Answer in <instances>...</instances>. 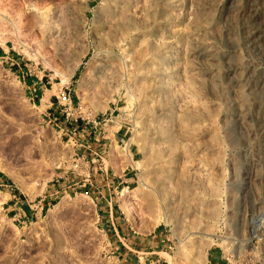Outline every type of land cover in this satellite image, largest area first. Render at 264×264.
I'll use <instances>...</instances> for the list:
<instances>
[{
    "label": "rangeland",
    "instance_id": "374dc122",
    "mask_svg": "<svg viewBox=\"0 0 264 264\" xmlns=\"http://www.w3.org/2000/svg\"><path fill=\"white\" fill-rule=\"evenodd\" d=\"M0 150V264H264V0H0Z\"/></svg>",
    "mask_w": 264,
    "mask_h": 264
},
{
    "label": "crops",
    "instance_id": "0c3cea01",
    "mask_svg": "<svg viewBox=\"0 0 264 264\" xmlns=\"http://www.w3.org/2000/svg\"><path fill=\"white\" fill-rule=\"evenodd\" d=\"M99 145L97 144V146H99ZM95 147H96V145H95ZM0 186H3V180L1 178H0ZM107 212H108L107 215L110 218L109 210ZM109 221H110V219H109ZM110 222L111 223H109V224L115 223V225H116V221L114 219L111 220ZM122 240H125V242L124 243L120 242L121 239H119L118 242L120 243L119 247H124L123 249H119L123 252L125 251L123 254L124 264H134L135 258L138 257L136 255V253H138V254L142 253V254H145L147 256L146 258H144V262L146 264H162L164 262L160 256L162 251L161 252L158 251L160 248V245L156 244V246H155L154 241L147 242L146 240L137 239V238L131 236V234H126V233L123 234Z\"/></svg>",
    "mask_w": 264,
    "mask_h": 264
},
{
    "label": "built area",
    "instance_id": "2783aa9c",
    "mask_svg": "<svg viewBox=\"0 0 264 264\" xmlns=\"http://www.w3.org/2000/svg\"><path fill=\"white\" fill-rule=\"evenodd\" d=\"M56 99L58 101V107L56 110H54V116L48 118L56 128H59L64 132V130L67 128L65 124H72L73 121L78 122V118L75 116V109L69 88L62 89L59 95L56 96ZM62 118L64 121H62ZM84 136L85 134L82 135V137ZM101 149H103L102 144L99 145L97 152L101 151ZM95 155H97L96 152Z\"/></svg>",
    "mask_w": 264,
    "mask_h": 264
},
{
    "label": "bare ground",
    "instance_id": "6f19581e",
    "mask_svg": "<svg viewBox=\"0 0 264 264\" xmlns=\"http://www.w3.org/2000/svg\"><path fill=\"white\" fill-rule=\"evenodd\" d=\"M22 3V2H21ZM19 5V4H18ZM21 5V4H20ZM21 12V11H20ZM29 14V13H28ZM31 16H32V14H31ZM31 18H33V19H37V16L36 15H33V17H31ZM32 20V19H31ZM33 22V21H32ZM35 22V21H34ZM2 24V23H1ZM2 27H3V25H2ZM5 27V26H4ZM16 31H17V29H16ZM9 85H10V87L11 88H16V87H18V85H19V83L16 81V80H12L10 83H9ZM13 90V89H12ZM15 95L17 96L18 94H16L15 93ZM1 151V150H0ZM138 163V162H137ZM117 164V163H116ZM119 164V163H118ZM117 164V166H119ZM136 165V164H135ZM139 165V164H138ZM7 173L9 174V176H11V177H13L14 179H18L19 177V175H17L16 173H14V172H12V171H7ZM18 181V180H17ZM21 182V184H23V181H20ZM36 186H42L43 184H39V183H36L35 184ZM156 187V186H155ZM36 190H37V188L36 187H33V189H32V191L30 192L31 194H34V192H36ZM162 190L160 189V188H158V187H156V188H154V191L153 192H149V193H146L145 194V196H146V198L149 200V202H150V206L151 207H153L154 205L156 206V202H157V198H159V200L161 201V199H162ZM64 201H65V198L61 201V202H59L57 205H55L54 207H53V209L51 210V213L52 214H56L57 213V211L60 209V207H61V205H63V203H64ZM85 205H86V208L87 209H92L91 208V205L90 204H87V203H85ZM122 208H123V210H125L126 209V211H127V208H125V206L123 205L122 206ZM154 210H155V208H154ZM131 211V210H130ZM130 211H128V213L130 212ZM171 262L173 263V264H182V263H180V261H178L176 258H171ZM204 264H206V263H204Z\"/></svg>",
    "mask_w": 264,
    "mask_h": 264
}]
</instances>
